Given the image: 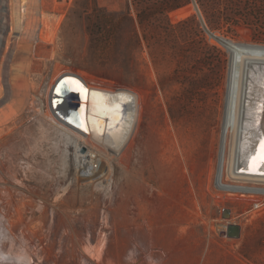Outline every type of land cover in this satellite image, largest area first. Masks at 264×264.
<instances>
[{
    "label": "rangeland",
    "instance_id": "374dc122",
    "mask_svg": "<svg viewBox=\"0 0 264 264\" xmlns=\"http://www.w3.org/2000/svg\"><path fill=\"white\" fill-rule=\"evenodd\" d=\"M137 1L28 0L20 27V0H0V264H264V212L228 178L239 57L264 53V0ZM126 11L151 17L134 21L141 45ZM67 72L140 99L133 143L96 162L100 184H78L87 147L47 116Z\"/></svg>",
    "mask_w": 264,
    "mask_h": 264
},
{
    "label": "bare ground",
    "instance_id": "6f19581e",
    "mask_svg": "<svg viewBox=\"0 0 264 264\" xmlns=\"http://www.w3.org/2000/svg\"><path fill=\"white\" fill-rule=\"evenodd\" d=\"M20 2L21 17L18 24L22 27L28 0ZM7 10L4 13L0 8V24L7 20L2 17V13L7 15ZM2 41L0 34V47ZM86 81L73 72L63 74L51 89L52 107L47 116L57 123L60 119L62 123L59 125L68 134H74L81 147H87L85 153L77 154L78 184L85 181L100 184L103 180L99 181L101 175L95 169L96 162L101 165L112 164L119 161L120 156L117 155L127 151L138 131L141 105L139 97L136 103L131 90H103ZM237 83L228 178L264 185V53L243 52L240 55ZM81 171L83 174H80ZM4 219L0 206V263L10 260L1 249L3 239L8 237V230L2 225ZM18 262L32 264L27 253Z\"/></svg>",
    "mask_w": 264,
    "mask_h": 264
},
{
    "label": "built area",
    "instance_id": "2783aa9c",
    "mask_svg": "<svg viewBox=\"0 0 264 264\" xmlns=\"http://www.w3.org/2000/svg\"><path fill=\"white\" fill-rule=\"evenodd\" d=\"M119 90V89H117ZM231 180V179H229ZM233 183H237L239 184L241 187V189L235 191V193H237V195H241L243 198H257L254 202H253V209L250 210V212H264V188H262V185L258 184V183H252V182H247V181H243V180H237V179H232L231 180ZM245 187V186H248ZM251 187V188H250ZM223 192L228 195H231L232 192L234 191H229L228 189L225 190L223 189Z\"/></svg>",
    "mask_w": 264,
    "mask_h": 264
},
{
    "label": "trees",
    "instance_id": "16d2710c",
    "mask_svg": "<svg viewBox=\"0 0 264 264\" xmlns=\"http://www.w3.org/2000/svg\"><path fill=\"white\" fill-rule=\"evenodd\" d=\"M136 4L137 5L139 4V2L137 0H136ZM187 4H190V0H179V1H175V2L173 1V3H171V4H167L166 3V4L162 5V6H163V10L165 12H170V11L179 9V8H181V7H183V6L187 5ZM110 14H111V16L115 15V13H110ZM121 15L124 17L123 21L129 22V24L132 26V28H133V30L135 32L134 35L136 37V41H135L136 44L137 45H141V39H140V37H138V34L136 32V29H135L136 26H135V22L134 21H138L137 22L138 25L140 27L144 28L146 21H149L151 17L148 16V14H145L142 11H139L137 13V18L136 19H134L132 17V15H131V13L129 11L122 12ZM92 44L94 45V47L97 46L98 43H97V40L95 38L92 40Z\"/></svg>",
    "mask_w": 264,
    "mask_h": 264
},
{
    "label": "water",
    "instance_id": "95a60500",
    "mask_svg": "<svg viewBox=\"0 0 264 264\" xmlns=\"http://www.w3.org/2000/svg\"><path fill=\"white\" fill-rule=\"evenodd\" d=\"M231 215H232V210L230 208L223 209L222 217L224 219H230ZM241 230L242 229H241V227L239 225L230 224L227 227V231L223 232L222 234L223 235L226 234L227 236L232 237V238H239L240 235H241Z\"/></svg>",
    "mask_w": 264,
    "mask_h": 264
},
{
    "label": "snow or ice",
    "instance_id": "6c2138e0",
    "mask_svg": "<svg viewBox=\"0 0 264 264\" xmlns=\"http://www.w3.org/2000/svg\"><path fill=\"white\" fill-rule=\"evenodd\" d=\"M262 159H264V157H262Z\"/></svg>",
    "mask_w": 264,
    "mask_h": 264
}]
</instances>
